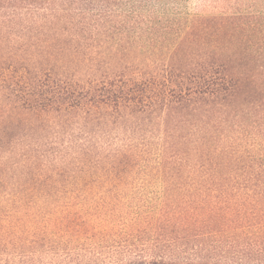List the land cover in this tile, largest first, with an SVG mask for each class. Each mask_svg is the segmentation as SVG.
<instances>
[{
    "label": "trees",
    "instance_id": "trees-1",
    "mask_svg": "<svg viewBox=\"0 0 264 264\" xmlns=\"http://www.w3.org/2000/svg\"><path fill=\"white\" fill-rule=\"evenodd\" d=\"M183 2L0 0V264H264V0Z\"/></svg>",
    "mask_w": 264,
    "mask_h": 264
},
{
    "label": "rangeland",
    "instance_id": "rangeland-1",
    "mask_svg": "<svg viewBox=\"0 0 264 264\" xmlns=\"http://www.w3.org/2000/svg\"><path fill=\"white\" fill-rule=\"evenodd\" d=\"M184 4V7H185V9L188 11V12H190V13H194V12H196L197 11V9H198V0H184V2H183ZM199 11H201V12H208V11H206V10H202V9H200L199 8Z\"/></svg>",
    "mask_w": 264,
    "mask_h": 264
}]
</instances>
